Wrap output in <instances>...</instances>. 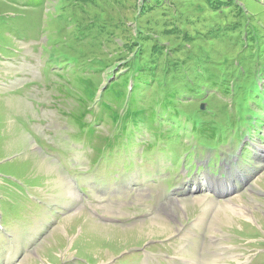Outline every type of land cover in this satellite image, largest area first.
<instances>
[{
    "label": "rangeland",
    "instance_id": "1",
    "mask_svg": "<svg viewBox=\"0 0 264 264\" xmlns=\"http://www.w3.org/2000/svg\"><path fill=\"white\" fill-rule=\"evenodd\" d=\"M164 1L147 14L150 0H45L39 8L0 0V264H264V86L262 106L209 85L204 98L179 94L182 112L238 124L219 150L182 129L178 144L152 141L146 150L134 138L112 163L94 166L72 118L81 111L78 81L94 80L100 96L128 73L126 61L148 59L154 41L140 39L149 36L175 49L198 81L207 68L239 70L241 84L256 89L264 49L246 52L242 39L247 29L264 37V0H235L220 13L206 0ZM173 23L179 34L165 32ZM227 23L238 29L207 37ZM186 32L198 39L184 42ZM192 57L205 64L196 68ZM163 71L140 106L175 88V73ZM96 131L112 138L105 124Z\"/></svg>",
    "mask_w": 264,
    "mask_h": 264
},
{
    "label": "trees",
    "instance_id": "2",
    "mask_svg": "<svg viewBox=\"0 0 264 264\" xmlns=\"http://www.w3.org/2000/svg\"><path fill=\"white\" fill-rule=\"evenodd\" d=\"M23 1L27 6L34 8L42 7L45 3V0ZM164 2V0H150L148 4L144 5V7H148L146 8L147 14L151 11L162 8ZM205 4L213 11L220 13L223 9L234 7L236 2L235 0H206ZM238 13L242 15L244 11L238 9ZM182 20L184 21V19ZM233 25L231 23L222 24L219 27V31L213 32L212 30L208 33L209 35L207 37L216 38L218 34L225 33L231 28L238 29V27L233 28ZM237 26L240 27L241 25L237 23ZM174 29L180 30L177 23H173L168 31L166 30L165 32L179 34L176 31H173ZM249 31L250 30L247 29L246 35H248V37L242 39L245 44V51L253 52L254 49H264V40H262L264 37L260 35L257 30L254 32ZM183 34L184 42H194L198 39V37L188 35L187 32ZM146 39L154 41L153 47L149 51L148 59L141 50V55L137 56L136 59H139L143 64L139 65L136 70L133 68V65L137 62L136 59L133 61H126L125 64H128L126 69L128 70V73L124 74L119 80L110 86H107L104 91L99 92L100 96H97V89L93 86L94 80L91 79L88 81L80 79V81H78L83 88L82 94L80 93L81 95L76 97L81 111L78 114L72 115V118L76 125L80 127L81 132L87 134V137H84L83 139L87 140L88 143L92 145L93 154L97 157L94 160V166H97L104 161H110L112 163L116 157L115 151L121 146H124L125 143L127 144V147H131L133 143L136 144L137 142L134 138L137 139L138 137L143 140L141 146L146 150H149L148 148H151L152 141L163 147H165V144L169 143L178 144V140L182 137L181 133L183 129L185 132H191L192 135L194 134V140H200L199 142L201 143L205 142V150L213 151L230 139L231 135L229 134H236L241 131L236 123L229 127L223 124L218 126L215 125V123H210L207 118L208 116L204 114V111H199L198 116L182 112V110L177 107V104L179 103L176 102L180 93L199 95L200 98H204L206 95L202 92V86L209 85L210 90H217L223 94V96L241 92L243 102H245L247 98L249 102H252L250 99L254 98L253 101L255 102L256 100L259 102V106H262L260 102L263 104V97L259 91L260 85L264 86V64L263 69L260 71L261 79L258 80L259 84L256 85L255 90L254 88H251V86H243L241 84L243 83V80H240L241 72H239V70L222 76L221 70L225 71V69H219L217 72H212L208 71L207 68L204 71L206 75H202L198 81L191 75L190 66L174 59L172 54L175 49L168 48L169 45L167 43H161L158 38L154 39L149 36V38H141L140 40L145 41ZM136 44H139V42ZM187 45L188 43H185L184 48H186ZM188 59H190L189 62L197 65L196 68L202 67L205 64L204 58L203 61H201L199 57ZM252 59H254V57ZM168 60H172V63H168ZM227 61L222 63L223 67ZM208 64H212V62L208 61L206 65L208 66ZM162 68H166V71H163V74L166 72V76L170 72L175 73L172 77V80L175 82V88L171 86L173 90L169 91L166 86L164 96L161 99H155V101L150 103L148 108L140 106V101L143 100L145 94L144 91L150 88H156L155 85L158 78L157 72L162 70ZM96 72L97 69H94L93 67L92 73ZM224 85H226V87H224ZM90 104L92 105L90 106ZM97 104L99 105L98 112L93 108L94 105ZM228 111L232 113L231 109H228ZM89 115L93 117V121L91 122H87V117ZM251 120L252 129L259 128L258 117L251 116ZM236 121L241 122V119ZM100 124H105L109 128H112L111 133H113V135L111 139H102V135H96L98 134L96 126ZM143 128L149 132L150 135L145 137L142 136L141 134H143V132L141 130ZM224 130H228L229 133H222ZM216 163L217 162H214L212 164Z\"/></svg>",
    "mask_w": 264,
    "mask_h": 264
}]
</instances>
